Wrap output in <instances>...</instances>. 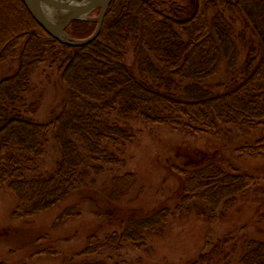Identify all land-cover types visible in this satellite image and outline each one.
Listing matches in <instances>:
<instances>
[{
    "label": "trees",
    "instance_id": "trees-1",
    "mask_svg": "<svg viewBox=\"0 0 264 264\" xmlns=\"http://www.w3.org/2000/svg\"><path fill=\"white\" fill-rule=\"evenodd\" d=\"M8 1L7 12L19 21L0 27V69L15 63L0 77V189L15 199L13 220L61 208L53 227L64 226L74 214L68 204L77 192L121 165L119 154L135 138L129 121L194 137L264 129V0H190L184 6L169 0H112L97 38L85 46L58 41L29 15L23 0ZM95 27L94 21L75 20L66 33L85 39ZM240 49L244 55L238 62ZM128 52L136 70L125 61ZM42 68L57 73L63 94L60 109L45 122L34 118L40 101L27 96ZM222 71L229 75L225 86L214 82ZM51 145L58 158L48 170L43 159ZM236 151L262 156L264 132ZM183 164L170 166L180 180L179 215L197 200L214 217L256 181L204 155H188ZM174 213L164 205L144 217L130 213L122 231L102 238L90 233L74 253L80 260L72 264H129L115 259L125 248L146 249L149 237L162 233ZM230 241L228 236L207 239V249L194 262L210 264ZM237 264H264V239H245Z\"/></svg>",
    "mask_w": 264,
    "mask_h": 264
},
{
    "label": "rangeland",
    "instance_id": "rangeland-1",
    "mask_svg": "<svg viewBox=\"0 0 264 264\" xmlns=\"http://www.w3.org/2000/svg\"><path fill=\"white\" fill-rule=\"evenodd\" d=\"M169 1L181 6L191 3L190 0ZM9 3L8 0L0 1V8H3L0 11L1 28L5 27L4 21H19L7 12ZM98 13L96 8L85 18L93 21ZM132 54L128 52L125 61L136 70ZM240 54L238 62L244 55L242 49ZM13 68L15 63L3 66L0 77ZM236 68L237 65L232 67V75H237ZM228 76L222 71L214 82L225 86ZM33 81L34 90L27 96L29 100L40 101L34 118L45 122L52 111L60 109L62 88L54 70L42 68ZM127 124L134 130L135 138L119 154L121 165L90 179L77 192L68 204L74 207V214L64 226L53 227L61 208L39 213L31 219L13 220L11 212L15 208V199L8 191L0 189V264L77 263L80 259L75 258L74 253L83 249L90 233H97L102 238L113 231H122L130 213L144 217L158 205L175 212L169 217L166 229L149 237L146 249L132 251L125 248L122 257L115 260H127L129 264H135L137 258L141 264H198L194 260L197 253L207 249V239L215 242L228 236L231 241L224 253H218L210 264H237V254L245 239H264V154L250 158L240 156L236 151L245 141L261 136L264 129L251 133L232 129L217 135L194 137L166 127L145 125L141 121ZM224 142L228 144L225 147ZM188 155L207 156L226 170L232 166L239 172L252 174L256 181L243 198L230 208L217 211L214 217L207 204L197 200L192 202L189 211L179 215L175 206L180 180L170 166H183ZM57 158V151L51 145L43 159V168L52 169ZM128 174L131 176L126 177ZM108 254L109 251L103 253L104 257Z\"/></svg>",
    "mask_w": 264,
    "mask_h": 264
},
{
    "label": "water",
    "instance_id": "water-1",
    "mask_svg": "<svg viewBox=\"0 0 264 264\" xmlns=\"http://www.w3.org/2000/svg\"><path fill=\"white\" fill-rule=\"evenodd\" d=\"M40 1L41 0H23L24 4H26V9L30 13L29 15L35 20V22L41 26V28L50 36L57 39L58 41L70 45V46H85L91 43L97 38L106 12L109 8L112 0H89L90 2L80 5L78 2L80 0H61L63 3H60L59 0L49 1L52 5L67 11V15L65 18L58 24H53L46 21L41 13H40ZM99 9L98 16L95 20L96 27L94 32L85 39H76L70 37L66 33V28L75 20H86V15L94 11L95 9ZM90 20V19H89ZM92 21V22H93Z\"/></svg>",
    "mask_w": 264,
    "mask_h": 264
},
{
    "label": "bare ground",
    "instance_id": "bare-ground-1",
    "mask_svg": "<svg viewBox=\"0 0 264 264\" xmlns=\"http://www.w3.org/2000/svg\"><path fill=\"white\" fill-rule=\"evenodd\" d=\"M49 1H52V0H49ZM48 0H41L40 1V13L42 15V17L50 22L53 23V24H58L60 23L64 18L65 16L67 15V11L58 8L54 5H52L51 3H49ZM55 1V0H54ZM61 1V0H59ZM90 2L89 0H80L78 3L80 5H83V4H86ZM60 3H63L62 1ZM87 16V15H86Z\"/></svg>",
    "mask_w": 264,
    "mask_h": 264
}]
</instances>
